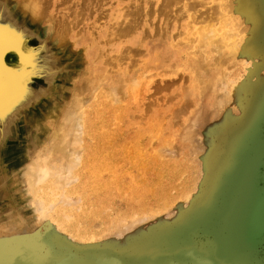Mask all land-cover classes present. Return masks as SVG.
I'll use <instances>...</instances> for the list:
<instances>
[{"label": "rangeland", "instance_id": "obj_1", "mask_svg": "<svg viewBox=\"0 0 264 264\" xmlns=\"http://www.w3.org/2000/svg\"><path fill=\"white\" fill-rule=\"evenodd\" d=\"M245 2L263 37L264 0ZM260 45L255 82L245 58L202 100L180 94L191 81L179 76L168 89L147 78L135 90L124 136L132 137L131 152L148 144L147 163L167 167L162 197L145 206L119 196L96 206L81 177L88 92L77 97L33 77L0 118V264H183L187 253V264H199L206 249L243 264L241 250L264 235V38ZM17 52L6 51L8 67L21 68Z\"/></svg>", "mask_w": 264, "mask_h": 264}, {"label": "bare ground", "instance_id": "obj_2", "mask_svg": "<svg viewBox=\"0 0 264 264\" xmlns=\"http://www.w3.org/2000/svg\"><path fill=\"white\" fill-rule=\"evenodd\" d=\"M244 2L0 0V46L3 51L13 50L20 54L23 67L18 74L30 71L33 77L44 79L51 88L70 87L77 97L88 92L87 101L91 104L85 113L86 141L81 177L82 188L95 196L97 207L105 198L113 196L145 206L163 195L162 181L167 167L159 162L161 160L147 163L151 159L148 144H137L131 152L132 137L124 136L126 128L122 125L135 106V90L145 88L147 78H152L151 82L155 78L156 82L161 80L158 91L173 86L176 76L188 78L191 87L180 94H186L184 97L189 101L190 97L202 100L221 84L226 71L238 67L239 62L243 64L246 58L250 80L255 82L260 70L256 55L264 35L258 37L260 24H256L255 19L250 23L251 13L242 11L245 5L249 6ZM58 6L61 7L59 11ZM50 8L53 10L48 14ZM54 10L58 11V16L52 14ZM51 47L54 56L49 53ZM145 56L148 59L144 61ZM73 72L77 75L72 76ZM8 74L4 76L6 81ZM164 76L168 81L163 80ZM8 79L11 84L13 80ZM70 79L73 82L65 86ZM239 86L237 83L235 88ZM13 93L12 87L4 91L0 108L10 96L9 99L19 101L25 94ZM67 95L65 93L58 101L66 102ZM185 99L182 105L187 103ZM25 100L31 102L33 98ZM158 101L153 102L159 105ZM67 109H63L64 113ZM65 114L63 116H68ZM59 125L65 124L60 122ZM61 130L58 133L61 134ZM63 133L67 136V130ZM64 137L58 141L66 142ZM62 142H59L61 146L56 143L57 151L65 146ZM147 168L152 171L150 177ZM169 174V178L173 176Z\"/></svg>", "mask_w": 264, "mask_h": 264}, {"label": "water", "instance_id": "obj_3", "mask_svg": "<svg viewBox=\"0 0 264 264\" xmlns=\"http://www.w3.org/2000/svg\"><path fill=\"white\" fill-rule=\"evenodd\" d=\"M6 51L7 50L3 51L0 46V97L3 95L4 91H7V88L11 89V87L12 89H14L13 95L15 93L19 95L24 94L25 91H27L31 87V79L33 78V75H31L30 71L26 70L23 71V75L18 74L19 72H21L20 69L23 67L21 66V64V68L19 69L8 67L7 65H5L4 55ZM8 72H10L11 75L8 74ZM5 74L9 75V77H7L8 82L4 79ZM16 75L18 76V78ZM8 78L13 80L11 84H9ZM17 82H19V86H16ZM9 98L6 100V102H2L0 108V116L4 115L7 110L9 106L7 102L12 100ZM204 211L207 213L209 211L208 207H206ZM240 253L243 254V257L237 256V259L242 258L243 264H264V235L259 236L258 240H256L255 243L249 244L247 247H245V249L241 250ZM182 258L184 261L183 264L192 262L190 260V255L188 256V253L185 254ZM232 260L233 258H229V256L226 254L215 252L211 249H206V251L202 252L200 257H198L197 262L199 264H237Z\"/></svg>", "mask_w": 264, "mask_h": 264}]
</instances>
